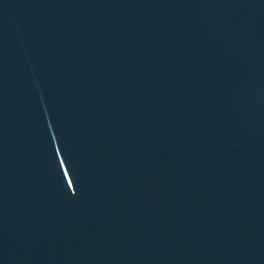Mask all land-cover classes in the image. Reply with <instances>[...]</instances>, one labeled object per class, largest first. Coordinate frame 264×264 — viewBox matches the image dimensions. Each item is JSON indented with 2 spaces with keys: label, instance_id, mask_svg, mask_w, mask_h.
Segmentation results:
<instances>
[{
  "label": "water",
  "instance_id": "water-1",
  "mask_svg": "<svg viewBox=\"0 0 264 264\" xmlns=\"http://www.w3.org/2000/svg\"><path fill=\"white\" fill-rule=\"evenodd\" d=\"M0 264H264V0H0Z\"/></svg>",
  "mask_w": 264,
  "mask_h": 264
}]
</instances>
